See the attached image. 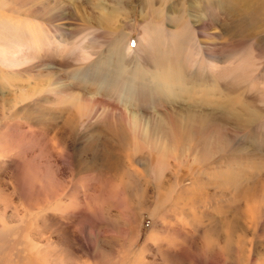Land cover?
Here are the masks:
<instances>
[{
    "label": "rangeland",
    "instance_id": "374dc122",
    "mask_svg": "<svg viewBox=\"0 0 264 264\" xmlns=\"http://www.w3.org/2000/svg\"><path fill=\"white\" fill-rule=\"evenodd\" d=\"M215 1L0 0V264H264V17Z\"/></svg>",
    "mask_w": 264,
    "mask_h": 264
},
{
    "label": "bare ground",
    "instance_id": "6f19581e",
    "mask_svg": "<svg viewBox=\"0 0 264 264\" xmlns=\"http://www.w3.org/2000/svg\"><path fill=\"white\" fill-rule=\"evenodd\" d=\"M137 1L138 0H131V7L129 8L130 13L134 12V8H135ZM218 1H219L220 6L226 7V11H229L227 13L231 12V13H236V14H245V15L248 14L249 16L258 14L259 18H260V13H261V15L264 17V9H263L264 0H218ZM149 3L150 2H148V4ZM206 6L215 8L216 7V1L215 0H207ZM99 8L104 9L103 7H99ZM143 9H144V6H143V4H141V12L143 11ZM227 15H229V14H227ZM106 18H108V16H106L102 19H106ZM42 28H44V27H42ZM41 30H44V29H41ZM178 114L182 118L183 125H186V126H188L189 123H192L195 121L200 122V123H202V125H204L213 116L211 113H206L202 109L200 110V109L191 108V107H187L185 109H182V111H180V113L178 112ZM135 118H136V116H135ZM181 118L179 120H181ZM176 125H179V124L177 123ZM190 127H192V125ZM120 186L125 191L126 190L130 191L129 185L126 181H122ZM120 186H118V187H120ZM117 192H120V190ZM126 193H128V192H126ZM116 195H118V194H116Z\"/></svg>",
    "mask_w": 264,
    "mask_h": 264
}]
</instances>
